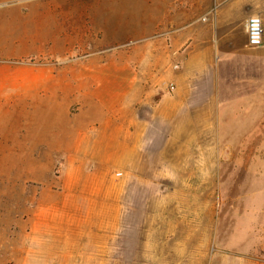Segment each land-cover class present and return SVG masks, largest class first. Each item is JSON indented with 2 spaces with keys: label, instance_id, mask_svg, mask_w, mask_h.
Listing matches in <instances>:
<instances>
[{
  "label": "rangeland",
  "instance_id": "374dc122",
  "mask_svg": "<svg viewBox=\"0 0 264 264\" xmlns=\"http://www.w3.org/2000/svg\"><path fill=\"white\" fill-rule=\"evenodd\" d=\"M154 1L0 0V65L12 66L0 84L32 69L45 80L36 101L0 95V264H264V97L232 106L181 160L155 136L133 172L113 167L130 141L121 160L111 134L89 149L94 136L70 131L68 71L89 58L114 67L154 31ZM68 154L109 167L77 168ZM76 177L98 178V193Z\"/></svg>",
  "mask_w": 264,
  "mask_h": 264
},
{
  "label": "crops",
  "instance_id": "0c3cea01",
  "mask_svg": "<svg viewBox=\"0 0 264 264\" xmlns=\"http://www.w3.org/2000/svg\"><path fill=\"white\" fill-rule=\"evenodd\" d=\"M153 4L147 24L154 31L139 37L129 54L110 58L114 67H97V57L68 71L72 78L67 83L73 81L64 98H68L70 131L75 136H94L89 149L101 136L111 134L116 159L123 155L124 141H130L133 152L125 156L129 160L113 166L123 172H133L150 158L155 136L161 137L170 161L171 152L178 153L174 160H181L187 147L196 152L195 137L218 133L203 130L219 128L213 121L227 118L232 106L258 103L260 99L252 98L264 97V41L251 46L247 35L251 15H260L264 25V0H155ZM29 74L25 80L0 84V95L20 96L22 103L41 98L42 71L32 69ZM76 107L85 113L77 114ZM76 145L73 152L80 150ZM106 161L98 159L85 167L86 160L68 154V162L77 168H107ZM97 180L76 177L75 183H92L95 186L87 191L97 194Z\"/></svg>",
  "mask_w": 264,
  "mask_h": 264
},
{
  "label": "built area",
  "instance_id": "2783aa9c",
  "mask_svg": "<svg viewBox=\"0 0 264 264\" xmlns=\"http://www.w3.org/2000/svg\"><path fill=\"white\" fill-rule=\"evenodd\" d=\"M247 35L248 43L251 46H259L264 41V25L263 20L260 15H251L247 19ZM171 89H174V86L171 85ZM120 175V173H117Z\"/></svg>",
  "mask_w": 264,
  "mask_h": 264
}]
</instances>
